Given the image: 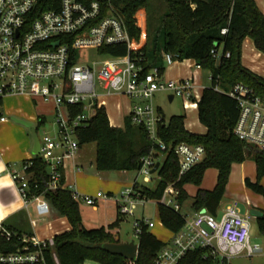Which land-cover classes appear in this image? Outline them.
Listing matches in <instances>:
<instances>
[{"label":"built area","instance_id":"built-area-1","mask_svg":"<svg viewBox=\"0 0 264 264\" xmlns=\"http://www.w3.org/2000/svg\"><path fill=\"white\" fill-rule=\"evenodd\" d=\"M123 1L126 0H58L56 8L40 10L43 2L57 1L0 0V126L9 121L2 114V103L7 97L24 96L35 103L53 105L56 135L45 134L40 139V156L48 166L50 191L67 189L61 179L65 160L75 158L79 151L75 130L86 126L96 110L103 107L104 97H127L132 103L128 115L130 122L143 127L151 143L160 153H165L167 147L159 139L158 130L167 121L153 104L155 96L165 93L173 99L179 98L188 108L197 106L200 100L197 89L204 90L200 77L167 81L157 70L143 75L129 55L109 56L108 60L91 66L80 65L78 53L83 50H96L100 55H105L103 49L111 46L124 45L128 51L138 50L126 28L121 11ZM227 31V28L222 29L221 35ZM211 55L219 60L221 48L212 49ZM229 57L230 54H225L226 59ZM165 61L171 64V56H165ZM194 65L197 72L202 70L196 63ZM209 80L212 81L211 74ZM228 96L237 102L239 109L233 130L235 137L264 152V95H258L246 85L236 84ZM72 107H80L82 112L72 117ZM58 151L62 153H56ZM172 152L178 162L180 177L201 164L207 155L203 146L186 143L175 145ZM162 162V156L151 153L141 159V167L136 173L144 183H150L153 177L156 181ZM157 163L159 169L151 174ZM30 165L25 162L21 171L12 173L11 178L25 206L34 205L30 225L37 228L50 217L51 209L42 196L28 198L26 170ZM139 186L135 180L118 199L102 193L95 197L80 196L72 187L67 190L74 199L91 207L103 201H114L119 215L125 217L134 215L138 203L144 205L147 202L136 191ZM177 196L176 189L169 185L161 203L178 211ZM251 219L249 214L241 213L237 203L226 207L222 215L216 217L201 210L172 235L156 255L154 263L179 264L188 253L198 250L204 251V261L212 260L214 264H229L232 258L239 256H263L264 248L250 240ZM142 226L152 229L154 224L145 219L134 222L136 243ZM0 240L18 244L13 251L0 252V264H46L44 252L54 245L52 239L19 235L4 226H0ZM53 259L59 264L55 255Z\"/></svg>","mask_w":264,"mask_h":264},{"label":"trees","instance_id":"trees-1","mask_svg":"<svg viewBox=\"0 0 264 264\" xmlns=\"http://www.w3.org/2000/svg\"><path fill=\"white\" fill-rule=\"evenodd\" d=\"M56 3L43 2L40 10L56 8ZM144 10L147 18L146 44L136 51H128L124 45L103 49L106 56L125 57L142 69L145 75L153 70L163 75L166 67L163 63L169 55L172 62L192 60L202 70L212 76V86L205 88L197 104L198 121L206 128L205 135H196L185 129L184 116H172L166 125L158 130L159 139L167 147L160 153L151 143L143 127L134 126L126 119L124 128L110 125L105 107L96 110L86 126L75 130V137L82 147L95 144V168L99 173L137 172L141 159L154 153L163 157L157 172L156 186L150 189L144 185L136 191L147 202L157 203L158 217L164 229L172 235L186 224L181 208L190 200L184 187L194 185L198 188L192 199L195 212L205 210L212 216H218L221 202L226 194L229 177L234 164L252 160L256 165V180L246 179L245 186L264 200V152L241 142L233 130L239 117L237 102L228 96L236 84L252 88L258 95H264V77H259L242 66V44L250 39L255 49L264 54V15L254 0H126L121 2V11L127 31L132 39H140V30L135 15ZM227 33L221 35L222 29ZM219 60L211 55L212 49H220ZM230 54L228 59L225 54ZM218 88V91L215 89ZM72 117L82 112L80 107L70 108ZM43 123V120L40 121ZM203 146L207 155L205 160L183 176H179V166L172 147L177 144ZM28 198L42 196L49 204L51 212L65 218L71 230L53 238L54 245L44 252L46 264H55L53 255L59 264H83L87 261L97 264H155L156 255L167 243L158 240L146 226L141 227L138 237V256L132 263L121 256L110 255L101 249L103 244L120 243L105 228L86 229L82 223L79 201L74 199L67 189L48 190V166L40 155L27 161ZM218 171L216 186L211 191L201 189L207 170ZM64 183V179H61ZM173 185L178 192L176 211L161 203L167 187ZM118 226L111 225L109 230ZM260 236L264 238V213L256 219ZM7 228V227H6ZM11 231L24 234L7 228ZM18 247L16 241L0 240V252L13 251ZM204 251L188 253L179 264H214L212 260H203Z\"/></svg>","mask_w":264,"mask_h":264},{"label":"crops","instance_id":"crops-1","mask_svg":"<svg viewBox=\"0 0 264 264\" xmlns=\"http://www.w3.org/2000/svg\"><path fill=\"white\" fill-rule=\"evenodd\" d=\"M259 10L264 15V0H254ZM248 39V38H246ZM244 40L247 43L248 49L252 52L251 61L252 66H247L244 64L241 58V63L244 68L252 72L253 74L264 77V75L260 74L264 71V65H257L256 60L261 59L264 54L259 53L255 47L253 42L248 39ZM245 42H243L244 45ZM243 47V46H242ZM192 61V60H188ZM192 63L195 64L194 61ZM256 64V65H255ZM261 71V72H260ZM200 72L190 73L187 69H183L180 63L172 62L171 66L166 69L162 75L164 80H182L191 77H200ZM199 83V82H198ZM201 84V83H200ZM202 89H197V93L199 98L201 97ZM200 93V94H199ZM121 97L120 95H113ZM16 97V96H14ZM156 97V96H155ZM108 97H104L102 99V106L105 107V99ZM129 100V99H128ZM167 100L169 103H173L176 99L170 100V97L167 96ZM181 100V99H180ZM182 101L183 109H196L197 106H190L185 108L184 101ZM34 102V101H33ZM35 103V102H34ZM45 105V103H43ZM191 105V103H189ZM4 105V101L2 103V107ZM35 105H38L37 102ZM50 105V104H47ZM131 101L129 100V109L125 114H121L120 120L118 122H111L108 116L111 127L113 128H124L125 120H129V112L131 109ZM120 111H123L118 107ZM159 111L164 116V112L160 107H157ZM52 111H54L52 107ZM107 111V110H106ZM44 114L39 118H35L33 115H29L28 119L29 123L34 121H44ZM108 115V113H107ZM165 118V116H164ZM197 118H198V110H197ZM186 120V118H185ZM122 122V124H120ZM199 122V121H198ZM185 129L196 135H205L206 128L202 132H193L186 126ZM13 132H17L13 125H10L8 122L4 125L0 126V226H4L7 228H11L12 230L22 232L26 235H34L40 240H53V238L57 235L63 234L71 230V226L65 218H60L50 212V217L39 227L32 228L30 225V219L34 212V205L29 204L25 206L22 197L20 196L14 181L11 178L12 173H18L22 169V165L33 159V143H31L27 137L23 136V139L20 141L14 140ZM14 140V141H13ZM95 149V148H94ZM58 154L62 153L61 151L57 152ZM120 178L118 180H113L110 177L109 172L99 173L95 168V151H86L83 147H79V151L75 158L67 159L63 165V179H64V187L70 189L72 187L76 193L80 196H88L95 197L97 194L102 193L105 195L112 196L114 199H117V195L123 192V189L131 188L135 181L132 183L129 182L127 177V172H119ZM218 171L216 169H209L206 171L203 182L201 184V189L206 191H211L216 186ZM246 179H249L251 182H255L256 180V165L252 161H246L242 164H234L232 166L231 174L229 177V182L227 185L226 194L221 202L218 216L222 215L226 207L233 205L235 203L238 204V208L241 204H243L247 209L245 214H249L252 209H257L264 213V200L262 197L255 195L245 186ZM261 184L264 186V178L261 180ZM187 195L190 200H192L198 188L194 185H186L184 187ZM186 203V202H185ZM184 203V204H185ZM80 204V203H79ZM191 206V214L192 219L196 216L198 212H195ZM183 207V206H182ZM82 215V223L86 229H99L105 228L107 232H110L115 238L119 239L120 242H130L129 239L122 240V225H123V217L119 215L117 204L114 201L100 202L95 207L91 209L89 215H85L84 210L81 208ZM182 210V208H181ZM53 217H57V221L54 223ZM191 219V220H192ZM187 221V220H186ZM118 222V226L112 230H109V227ZM154 224V223H153ZM159 228L156 229V225L154 224L153 228L150 232L163 243H168L169 238L165 237L164 232H169L163 228L159 221ZM170 233V232H169ZM171 234V233H170ZM83 264H97L95 262L87 261Z\"/></svg>","mask_w":264,"mask_h":264},{"label":"rangeland","instance_id":"rangeland-1","mask_svg":"<svg viewBox=\"0 0 264 264\" xmlns=\"http://www.w3.org/2000/svg\"><path fill=\"white\" fill-rule=\"evenodd\" d=\"M135 20L137 27L140 30V39L136 41L134 48L135 49H140L146 44L147 41V18H146V13L144 10H140L136 13L135 15ZM248 41V39H246ZM244 45L242 44V53H241V58L242 61L244 62L245 65L247 66H252V52L248 49L246 41H244ZM78 58L81 60V64H87L91 66L93 63H101L105 60H108L110 57L105 56V55H100L97 53L96 50H83L78 53ZM258 63L257 65H264V56L261 59L256 60ZM165 67H166V73L167 69L171 64L167 63L164 59L163 61ZM180 63L183 69H187L190 73L197 72L194 68V63L192 61L188 60H183ZM256 65V64H255ZM261 72V71H260ZM200 76L201 80V87L205 88H210L212 86V82L209 80L210 73L205 70H201L200 73H198ZM260 74L264 75V71H262ZM200 94V93H199ZM38 105H35V103L28 97L24 96H11L7 97L4 100V105L2 107V114L9 119L8 123L10 125H13L17 132H13L14 140L20 141L23 139V136L25 133V136L27 139L33 143V138L31 134V130L24 127L23 125H20L16 122H14L12 119H17L21 121H26L30 122L28 119L29 115H33L35 118H39L38 116L44 114V121L43 123H40V120L32 122L34 124V127L37 129V135L39 139L43 137V135L48 134L54 137L57 132V125H56V118H55V113L52 111L53 105H47L43 104L42 102H37ZM154 106L160 107L165 116V120L168 122V120L172 116H184L186 118V126L188 129H190L193 132H202L204 131V126L201 125L198 122L197 118V110L196 109H183L182 101L177 98L173 103H169L167 100V94L165 93H159L156 95L154 101H153ZM105 106L106 110L108 113V116L110 118L111 122H118L117 120H120L121 114H125L128 109H129V100L125 96H109L108 98L105 99ZM122 107L121 109L123 111H120L118 107ZM42 121V118H41ZM122 124V122L120 123ZM23 132V133H22ZM24 136V137H25ZM13 140V141H14ZM83 149L86 151H95V144H87L82 146ZM57 153V152H56ZM162 161V158H160ZM251 161L252 160H247ZM110 177L113 180H118L120 178V173L116 171H111ZM127 177L130 183L132 181L137 180L139 185H144L150 189H153L156 186V181L155 177L152 178V181L150 183H144L142 180V177H139L136 172H127ZM125 189H123L124 191ZM121 194L117 195V199L120 197ZM80 203L81 208L84 210L85 215H89L91 212V209L93 207L87 206L82 200H78ZM192 200H188L182 207L181 214L186 218L187 221H190L192 219V214H191V204ZM240 211L242 214H245L246 212V207L241 204L239 207ZM149 220L150 222L154 223L156 225V229H161L159 228V217H158V210H157V203L155 201H149L146 202L144 205H138L136 206V209L134 210V215L133 216H125L123 217V225H122V233H121V239L122 240H127L129 239L130 241L135 240L133 236V224L137 220ZM54 223L57 221V217H53ZM151 230V229H150ZM165 237L163 238H169L170 240L172 239V234L169 232H164ZM250 240L252 244H258L261 247L264 248V238L260 236L257 230L256 226V220L251 219L250 220ZM169 240V241H170ZM168 241V242H169ZM229 264H264V255L259 256V257H253V258H247L245 256H239L232 258L229 261Z\"/></svg>","mask_w":264,"mask_h":264},{"label":"water","instance_id":"water-1","mask_svg":"<svg viewBox=\"0 0 264 264\" xmlns=\"http://www.w3.org/2000/svg\"><path fill=\"white\" fill-rule=\"evenodd\" d=\"M170 100H172L171 96H170ZM12 120L31 130V134L33 138V152L32 153L34 156L40 155V139L37 135V129L34 127V124L26 122V121L17 120V119H12ZM158 169H159V163L155 165V168L151 171V174H155ZM249 215L253 219L256 220L262 217L263 212L257 209H252L249 212ZM101 249L110 255L121 256L127 261L132 262V263H134L137 260V256H138V243H136L135 240H132L130 242L103 244L101 246Z\"/></svg>","mask_w":264,"mask_h":264}]
</instances>
